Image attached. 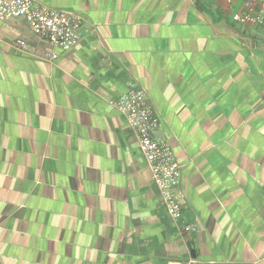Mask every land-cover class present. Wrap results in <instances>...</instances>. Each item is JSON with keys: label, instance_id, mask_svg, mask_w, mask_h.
<instances>
[{"label": "crops", "instance_id": "obj_1", "mask_svg": "<svg viewBox=\"0 0 264 264\" xmlns=\"http://www.w3.org/2000/svg\"><path fill=\"white\" fill-rule=\"evenodd\" d=\"M38 1L83 36L0 24V264H264V23L233 22L243 0ZM132 85L181 166L178 221L110 105Z\"/></svg>", "mask_w": 264, "mask_h": 264}, {"label": "built area", "instance_id": "obj_2", "mask_svg": "<svg viewBox=\"0 0 264 264\" xmlns=\"http://www.w3.org/2000/svg\"><path fill=\"white\" fill-rule=\"evenodd\" d=\"M19 17H26L39 37L65 51L78 44L83 36V19L77 13L52 9L38 0H0V24L8 18ZM232 19L242 26L262 25L264 0H243V10L234 13ZM18 46L23 49L25 44L19 42ZM56 57L51 56L52 59ZM110 105L126 118L134 130L169 215L175 221L180 220L182 206L174 197L173 188L180 182L181 166L170 145L155 137L160 120L148 104L145 92L132 85L127 94L111 100ZM181 230L191 234L197 229L193 225H185Z\"/></svg>", "mask_w": 264, "mask_h": 264}]
</instances>
